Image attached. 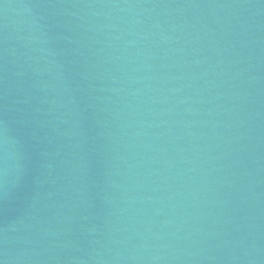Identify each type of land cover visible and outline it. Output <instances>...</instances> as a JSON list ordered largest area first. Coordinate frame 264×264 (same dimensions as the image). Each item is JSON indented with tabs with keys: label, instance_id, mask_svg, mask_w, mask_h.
Here are the masks:
<instances>
[{
	"label": "water",
	"instance_id": "1",
	"mask_svg": "<svg viewBox=\"0 0 264 264\" xmlns=\"http://www.w3.org/2000/svg\"><path fill=\"white\" fill-rule=\"evenodd\" d=\"M0 264H264V0H0Z\"/></svg>",
	"mask_w": 264,
	"mask_h": 264
}]
</instances>
